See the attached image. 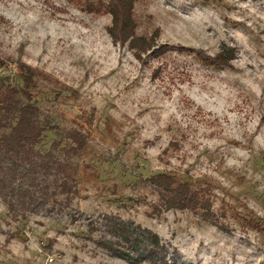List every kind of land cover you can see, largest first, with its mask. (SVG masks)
<instances>
[{
  "label": "rangeland",
  "instance_id": "1",
  "mask_svg": "<svg viewBox=\"0 0 264 264\" xmlns=\"http://www.w3.org/2000/svg\"><path fill=\"white\" fill-rule=\"evenodd\" d=\"M85 2L0 0V78L21 85L22 63L44 71L51 80L34 91L39 107L87 136L79 155L52 132L37 147L75 166L72 207L151 229L181 264H264V0H136L137 34L159 32L157 45L168 46L142 61L113 41L111 15L90 13ZM225 47L236 50L232 68L197 58ZM162 173L202 190L230 232L199 212L150 217L157 196L144 182ZM86 231V220L65 214L16 216L0 197V264H128Z\"/></svg>",
  "mask_w": 264,
  "mask_h": 264
},
{
  "label": "trees",
  "instance_id": "2",
  "mask_svg": "<svg viewBox=\"0 0 264 264\" xmlns=\"http://www.w3.org/2000/svg\"><path fill=\"white\" fill-rule=\"evenodd\" d=\"M85 1L86 11L100 13L105 9L111 15L109 35L122 47L128 44L138 60L142 61L149 53L154 58L167 53V45H157L159 32L151 38L137 34L136 0ZM235 53V48L225 47L214 57L199 51L197 58L206 67L232 68ZM6 65L7 60L0 58V69ZM20 79L21 85L12 86L0 78V197L10 211L23 218L44 212L46 216L65 214L73 222L84 219L87 239L110 257L128 264H181L177 250L151 229L113 214L91 218L72 207L78 195L75 166L52 152L43 155L37 147L44 135L52 132L69 141L68 148L65 147L67 154L79 155L87 147V136L76 129L56 126L39 107L34 91L40 80H51L48 74L22 63ZM62 140L55 143L56 148L62 145ZM144 183L157 196V201L150 205V217H160L172 210L199 212L206 222L230 232L214 213L212 201L202 190L194 188L192 182L162 173L147 178ZM244 224L263 231L256 220L244 219Z\"/></svg>",
  "mask_w": 264,
  "mask_h": 264
}]
</instances>
